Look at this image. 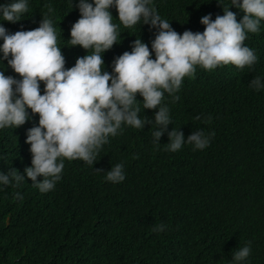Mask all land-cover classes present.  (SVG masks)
Masks as SVG:
<instances>
[{
	"label": "trees",
	"instance_id": "obj_1",
	"mask_svg": "<svg viewBox=\"0 0 264 264\" xmlns=\"http://www.w3.org/2000/svg\"><path fill=\"white\" fill-rule=\"evenodd\" d=\"M152 6L182 34L202 33L200 19L211 14L215 20L230 4L153 0ZM229 10L237 22L245 15L235 7ZM110 11L126 36L119 34L120 44L103 55L109 73L114 58L130 52L135 39L151 51L156 34L147 25L125 28L116 9ZM41 15L53 20L65 67H73L87 55L68 42L71 26L80 18L75 0L73 6L69 0H30L28 13L16 24ZM244 44L258 57L251 68L229 64L207 71L197 66L194 76L183 78L175 93L178 100L165 93L163 103L172 121L168 131L179 129L185 139L198 129L212 133L206 149L185 144L177 152L168 151L167 132L155 144L156 110L140 104L141 118L153 124L143 130L122 126L123 132L109 138L93 167L65 160L54 190L41 193L27 178L0 186V264H229L233 251L249 242L246 264H264V89L249 86L255 77L264 78V21ZM3 63L6 76L19 78ZM136 99L143 102L139 94ZM29 114L25 125L0 130V172L15 169L23 175L31 167L26 132L38 126L39 115ZM118 163L124 164L126 178L113 184L106 172ZM160 224L165 231H154Z\"/></svg>",
	"mask_w": 264,
	"mask_h": 264
},
{
	"label": "clouds",
	"instance_id": "obj_2",
	"mask_svg": "<svg viewBox=\"0 0 264 264\" xmlns=\"http://www.w3.org/2000/svg\"><path fill=\"white\" fill-rule=\"evenodd\" d=\"M29 2L0 4V21L9 22L5 26L0 22V130L25 125L31 118L29 110L32 116L39 115V121L26 132L31 167L25 168L23 175L15 169L0 172V186L13 181L18 185L27 178L41 193L54 190L62 179L65 160H81L93 167L109 138L123 132L122 126L143 130L145 125H152V120L141 118L140 104L144 110H156L152 131L155 144L159 145L167 132L168 151L177 152L185 144L204 150L212 133L198 129L185 139L179 129L168 131L172 121L170 109L163 103L165 93L178 100L175 93L183 78L194 76L197 66L207 71L229 64L243 69L258 60L244 41L248 33L260 31L264 0H229L230 7H222V16L213 20L208 14L200 19L205 29L202 33L186 30L182 34L160 16L153 0H75L80 18L71 26L68 42L72 47L80 46L78 49L87 55L71 68L65 67L59 34L50 16L41 15L29 23L26 16L16 24L28 13ZM69 3L73 6V0ZM232 7L245 13L240 22L229 10ZM113 8L125 28L147 25L156 34L151 51L141 39H135L130 52L114 58L109 73L103 55L120 44L119 34L126 36L114 23ZM4 61L19 78L5 75ZM249 86L256 91L264 89V78L255 77ZM137 94L142 103L137 101ZM105 178L113 184L123 182L124 164L112 166ZM17 198L22 199L19 193ZM153 230L163 232L165 225ZM251 250L249 242L233 251L229 264H246Z\"/></svg>",
	"mask_w": 264,
	"mask_h": 264
}]
</instances>
